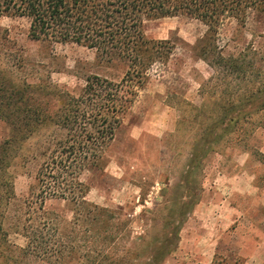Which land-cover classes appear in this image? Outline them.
I'll use <instances>...</instances> for the list:
<instances>
[{
    "label": "rangeland",
    "instance_id": "rangeland-1",
    "mask_svg": "<svg viewBox=\"0 0 264 264\" xmlns=\"http://www.w3.org/2000/svg\"><path fill=\"white\" fill-rule=\"evenodd\" d=\"M28 25L23 17L0 16V173L11 176L15 195L3 223L9 241L21 247L26 244L19 224L22 204L35 190L44 142L56 130L41 120L39 101L51 99L55 87L78 94L89 75L115 80L124 70L119 63L99 59L93 48L31 39ZM144 31L155 39L173 37V56L124 116L104 153V172L81 175L90 188L86 199L107 209L104 224L97 225L100 233L82 219L83 208L62 200L45 202V214L53 219L52 241L63 250L54 264H137L136 254L159 237L169 208L183 191L178 183L206 113L237 101L264 81L263 15L251 12L243 25L229 18L219 28V48L239 67L233 73L227 63L210 64L194 54L192 45L206 31L197 19H152ZM26 97L32 116L11 115L10 103L22 109ZM14 117L15 127L22 129L12 128ZM262 122L264 108L240 121L195 168L192 179L202 188L200 201L162 264H200L197 249L208 242L215 249L209 264H264ZM28 126L31 131L23 128ZM188 251L193 252L186 258ZM21 264L46 262L29 257Z\"/></svg>",
    "mask_w": 264,
    "mask_h": 264
},
{
    "label": "trees",
    "instance_id": "trees-1",
    "mask_svg": "<svg viewBox=\"0 0 264 264\" xmlns=\"http://www.w3.org/2000/svg\"><path fill=\"white\" fill-rule=\"evenodd\" d=\"M251 12L264 16V0H0V16L26 18L31 39L93 48L99 59L124 68L118 79L89 75L78 94L55 87L51 99L39 101L41 120L53 123L56 130L54 137L44 142L35 190L22 204L24 214L19 224L26 238L23 247L9 241V230L4 227L7 206L15 195L11 176L0 173V264H21L29 257L54 264L63 254L52 241L53 219L43 209L47 200H62L83 208L82 219L93 224L92 231L100 233L97 225L104 224L102 216L107 209L86 199L90 188L81 175L85 171L104 172V153L124 116L152 75L163 71L176 48L173 37H148L145 22L166 16L197 19L206 31L192 45L194 54L210 64L227 63L233 73L239 67L232 55H223L219 48L218 30L229 18L243 25ZM28 100L24 98L22 109L11 102V115L28 120L32 116ZM263 108L264 81L237 101H228L216 112L206 113L178 183L183 191L177 193L169 208L159 237L149 239L136 254L137 264H162L172 253L184 222L200 201L202 188L192 179L193 171L224 135ZM15 124L14 117L12 128L22 129ZM261 126L264 128V122ZM23 128L32 130L29 126Z\"/></svg>",
    "mask_w": 264,
    "mask_h": 264
},
{
    "label": "crops",
    "instance_id": "crops-1",
    "mask_svg": "<svg viewBox=\"0 0 264 264\" xmlns=\"http://www.w3.org/2000/svg\"><path fill=\"white\" fill-rule=\"evenodd\" d=\"M202 239H206L207 240V238L205 236H203ZM210 241H211V239H210ZM209 244H211V243L208 242V244H206L204 247H200V248L197 249V252L199 254L198 256H200V264H209L211 262V260H212V257L214 255L215 249L213 248L212 250H210ZM192 252L191 251L186 252V255H185L186 258L188 256H190L192 254Z\"/></svg>",
    "mask_w": 264,
    "mask_h": 264
}]
</instances>
